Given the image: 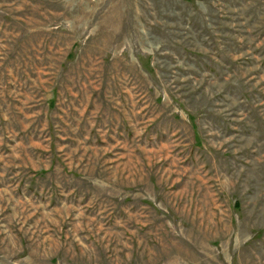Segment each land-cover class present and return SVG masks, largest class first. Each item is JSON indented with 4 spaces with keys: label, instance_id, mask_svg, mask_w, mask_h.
I'll list each match as a JSON object with an SVG mask.
<instances>
[{
    "label": "rangeland",
    "instance_id": "rangeland-1",
    "mask_svg": "<svg viewBox=\"0 0 264 264\" xmlns=\"http://www.w3.org/2000/svg\"><path fill=\"white\" fill-rule=\"evenodd\" d=\"M0 264H264V0H0Z\"/></svg>",
    "mask_w": 264,
    "mask_h": 264
}]
</instances>
